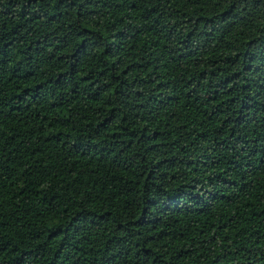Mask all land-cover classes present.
I'll list each match as a JSON object with an SVG mask.
<instances>
[{"label":"trees","instance_id":"obj_1","mask_svg":"<svg viewBox=\"0 0 264 264\" xmlns=\"http://www.w3.org/2000/svg\"><path fill=\"white\" fill-rule=\"evenodd\" d=\"M0 264H264V0H0Z\"/></svg>","mask_w":264,"mask_h":264}]
</instances>
